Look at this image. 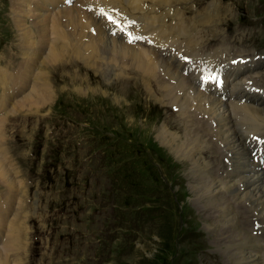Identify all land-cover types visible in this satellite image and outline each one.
<instances>
[{
    "label": "bare ground",
    "instance_id": "6f19581e",
    "mask_svg": "<svg viewBox=\"0 0 264 264\" xmlns=\"http://www.w3.org/2000/svg\"><path fill=\"white\" fill-rule=\"evenodd\" d=\"M35 1H11L19 33L18 49L25 56L19 68L22 73L16 76L19 83L11 85V65L0 67V183L6 191V204L0 207V264H21V255L25 254L23 237L28 226L17 231L18 216L7 219L16 206L23 224L29 217L25 212V179H43L48 167L58 174L57 162L47 166L42 158L45 147L53 137L59 142L57 152L65 156L71 140L77 144L71 133L76 128L65 133L62 123L56 130L50 125L52 137L43 140L40 136L48 128L45 120L51 117L40 120L36 147L32 157L26 159L28 163L21 175L9 150L8 117L23 112L41 114L38 106L57 99V90L49 78L51 70L66 73L79 98H84L87 91L88 98L102 92L100 88L86 90L77 86L86 78L79 80L78 74L73 77L76 58L82 64L77 66L82 72L98 73V78L113 73L115 83L107 90H116L128 81L131 87L126 90L141 94V103L131 101L142 117L149 118L161 107L177 113L179 123L175 125L180 128L160 122L154 131L178 164L187 168L186 178L193 182L189 192L197 209L204 212L206 231L220 242L215 252L223 264H264V57L245 58L240 54L236 58L229 47L221 48L223 45L208 52L199 48L205 40L212 46L219 41L202 35L201 31L210 25L208 19L199 18L203 21L198 24L192 17L188 24L184 18L187 11L174 10L186 0ZM209 9L211 12L210 6ZM174 14L179 18L175 19ZM128 39L139 41L129 43ZM188 63L193 64L191 72ZM206 68L212 73L205 79L222 83L219 89L211 84H197ZM222 68L225 70L221 72ZM17 85L19 91L30 90L23 95L15 93ZM144 95L149 99L145 103ZM5 107L10 110L3 115ZM17 121V127L24 128L22 135L29 134L30 128L25 130L28 120ZM27 137L30 139V134ZM20 144L15 145L16 150ZM80 174L77 172L79 178ZM4 201L0 198V205ZM19 239L22 244L18 258L13 257L15 253L9 257L7 253L14 249L13 245L17 247ZM228 240L232 244L221 243Z\"/></svg>",
    "mask_w": 264,
    "mask_h": 264
},
{
    "label": "rangeland",
    "instance_id": "374dc122",
    "mask_svg": "<svg viewBox=\"0 0 264 264\" xmlns=\"http://www.w3.org/2000/svg\"><path fill=\"white\" fill-rule=\"evenodd\" d=\"M11 1L0 0V67L12 66L10 73L15 76L11 75L12 85L19 83L16 76L22 73L19 68L25 56L18 49L19 33L14 25ZM177 5L174 10L187 11L184 18L188 24L192 17L198 24L203 21L199 18L210 21L201 33L214 36L219 42L212 46L205 40L199 48L208 52L210 48L223 45L221 48L229 47L236 58L240 54L245 58L264 57V0H186ZM76 60L74 68L77 69L74 73L71 71L73 77L78 74L79 80L86 78L78 81L77 86L86 90L100 88L102 92L88 98L90 91H87L84 98H79L66 73L51 70L49 78L57 90V99L52 104L38 106L41 114L23 112L8 117L9 150L21 175L28 163L26 159L32 157L36 147L39 132L36 127L41 125L40 120L51 117L45 120L48 128L40 136L42 139L52 137L50 125L56 130L62 123L65 133L76 128L71 133L77 144L71 140L65 156L57 152L59 142L53 137L47 147L44 144L42 158L46 159L47 166L56 161L58 174H53V167H48L43 179H25L26 218L29 214L26 223L23 224L20 210L16 213L17 206L7 218L18 216L17 231L28 226L23 237L27 250L21 255L20 263L223 264L222 257L215 252L220 242L206 231L204 212L197 209L189 192V184L193 186V182L186 178L187 168L178 164L154 131L160 122L180 128L175 125L179 123L177 113L161 107L149 118L142 117L133 106L135 102H142L141 94L137 96L126 90L131 87L128 81L116 90H107V86L115 83L113 73L95 77L98 73L80 71L77 66L82 67V64L78 58ZM37 72L35 70L34 74ZM29 90L19 91V85L17 90L13 89L22 95ZM147 100L144 95L143 103ZM10 107H5L2 114ZM22 118L28 120L25 130L30 128L31 140L27 137L29 134L22 135L24 128L17 127V120ZM18 128L20 132H15ZM19 142L22 146L16 150ZM77 172H81V178ZM20 178L22 181V176ZM4 190L0 183L2 201H6ZM58 190L62 194L58 195ZM5 201L0 207L5 206ZM221 243L232 244L229 240ZM21 244L19 239L17 247L13 245L14 249L7 253L9 257L15 253L13 257L18 258Z\"/></svg>",
    "mask_w": 264,
    "mask_h": 264
}]
</instances>
